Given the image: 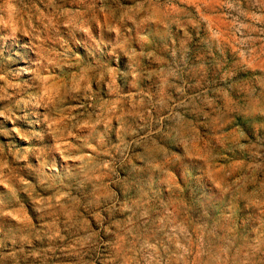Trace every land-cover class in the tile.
Segmentation results:
<instances>
[{
	"label": "clouds",
	"instance_id": "clouds-1",
	"mask_svg": "<svg viewBox=\"0 0 264 264\" xmlns=\"http://www.w3.org/2000/svg\"><path fill=\"white\" fill-rule=\"evenodd\" d=\"M0 264H264V0H0Z\"/></svg>",
	"mask_w": 264,
	"mask_h": 264
}]
</instances>
